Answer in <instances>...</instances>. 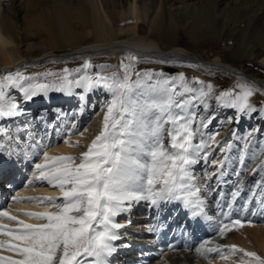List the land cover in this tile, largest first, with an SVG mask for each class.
Returning a JSON list of instances; mask_svg holds the SVG:
<instances>
[{
  "label": "bare ground",
  "instance_id": "obj_1",
  "mask_svg": "<svg viewBox=\"0 0 264 264\" xmlns=\"http://www.w3.org/2000/svg\"><path fill=\"white\" fill-rule=\"evenodd\" d=\"M182 32L196 49L183 39ZM199 48H209L213 56L204 57ZM226 51L238 58V62L248 57L257 69L264 67V0H0V91L5 103H18L22 113L16 117H0V176L12 170V175H8L13 177L11 183L30 173L41 180L40 171L34 173L29 163L23 168L18 162L19 151L25 160L40 155L42 159L34 164L35 167L45 163V154L79 157L102 130L111 94L104 88L89 90L83 84L68 87L59 82L54 72H60L63 79L67 69L70 80H73L75 69L78 79L113 76L116 61L120 60L117 64L120 72L124 73L127 66L135 79L142 71L141 61L168 67L183 63L195 71L197 80L203 81V85L193 89L186 69L182 70L184 87H178L174 99L190 101L184 114L192 121L193 143L203 140L210 145L199 153L198 162L190 166L194 176L192 184L200 190L198 196L203 201L200 207L205 211L204 217L195 216L185 225L183 221L189 207L182 200L161 201L157 205L143 200L133 202L130 210L115 217V222L122 227L116 230L119 239L113 242L116 251L109 258V264H214L210 259L228 242L248 250L255 249L263 257L264 207H259L255 218L253 213L264 191V148L259 141L264 128V108L258 109L256 103L257 95L264 94V78L225 61L221 56ZM122 57L127 62L121 61ZM88 62L90 66L85 68ZM104 62L107 64H100ZM45 67L50 71L45 79L31 75L32 79L19 80L15 84L6 79L8 75L15 79L18 74L28 77ZM205 70L213 71L216 74L213 75L225 80V84L237 78L242 84L252 85L253 95L249 102L255 111L240 113L223 102L213 104L209 109L208 93L217 82L213 75L204 74ZM38 84H47L49 88L30 101L23 99L21 86ZM208 84L212 85L211 89L205 87ZM61 88L63 91L59 90ZM201 88L205 93L203 96H200ZM241 91L243 89L236 93ZM193 95L200 99L192 101ZM212 111L214 114H209ZM216 113L218 118L226 116L222 124L231 125L230 130L223 134L218 132L220 128L213 132L203 128L205 131L196 142L198 130L203 123L204 127L206 122L211 124L217 118ZM170 130L171 125L166 124L165 147L170 143ZM3 146L10 150L9 154L1 149ZM213 146L222 154L210 158L212 166L202 171L205 176L200 180L195 176L199 173L197 166L201 160L209 159V155L205 158L204 152ZM79 162V159L75 160L76 164ZM8 176L6 181L9 182ZM1 183V189L7 187ZM27 196L60 197L61 190L36 184ZM28 201L29 204H19L18 211L7 212L26 223H43L19 210L43 212L50 208L47 202ZM228 205L232 214L239 216L236 220L241 221L240 225L226 224L220 219L219 212H224ZM138 209L145 210L138 219H146V224L129 227L131 217ZM153 211L169 221L168 227L165 222H160L163 227L156 235L164 237L181 230L192 248L190 251L171 254L151 249L155 238L147 221ZM251 218L255 220L249 225ZM257 220L260 221L258 224ZM0 222L16 227V222L2 216ZM203 226L209 233L201 232ZM134 228L140 230L132 238L130 234ZM203 234L210 238L199 245ZM0 240H11V237L0 232ZM0 255L21 258L4 248H0Z\"/></svg>",
  "mask_w": 264,
  "mask_h": 264
},
{
  "label": "snow or ice",
  "instance_id": "obj_2",
  "mask_svg": "<svg viewBox=\"0 0 264 264\" xmlns=\"http://www.w3.org/2000/svg\"><path fill=\"white\" fill-rule=\"evenodd\" d=\"M89 66L90 62L84 65ZM64 72L62 82L68 87L83 84L89 90L104 88L111 94L103 128L79 157L45 154V163L36 165L40 179L61 190L60 197L28 198L47 202L53 209L24 212L43 223H26L7 211L0 212V216L16 222V227L0 224V232L11 237L0 240V248L21 257L0 255V264H109L116 251L113 242L119 239L116 230L122 227L115 217L130 210L133 202L143 200L157 205L161 201L182 200L186 207L203 211L200 190L192 184L190 166L198 162L199 153L210 145L203 140L193 143L192 121L184 114L190 101L174 99V80L148 85V74L137 73L133 81L127 66L123 77L85 76L73 81L67 78L68 70ZM6 79L15 84L32 78L18 74L15 79L11 75ZM179 79L185 80L183 74ZM195 82L203 85V81ZM205 87L211 89L212 85ZM242 87L244 90L239 93L223 91L217 99L240 113L255 111L249 102L253 88ZM48 88L47 84L21 86L23 99L30 101ZM199 92L200 96L205 95L203 88ZM200 96L193 95L192 101ZM20 114V105L5 103L0 91V117ZM166 124L171 125L168 147L163 144ZM58 200L61 202L57 203ZM234 223L240 225L241 221ZM220 231L223 234V228ZM231 247L237 250L236 245ZM245 256L251 264H264V258L255 252H245Z\"/></svg>",
  "mask_w": 264,
  "mask_h": 264
},
{
  "label": "rangeland",
  "instance_id": "obj_3",
  "mask_svg": "<svg viewBox=\"0 0 264 264\" xmlns=\"http://www.w3.org/2000/svg\"><path fill=\"white\" fill-rule=\"evenodd\" d=\"M182 35H183V39L189 43L190 42L189 41V38L186 37V35L183 32H182ZM210 42H207V43H210ZM213 42H215V41H213ZM208 45H205V46L208 47ZM190 46L196 49V47L193 44H190ZM199 50H200V52H202L203 56L206 57V58L210 54H212V53H210V49L209 48L204 49V50H202V49L199 48ZM212 56H213V54H212ZM221 57L225 61H227V62H232V63H235L237 65H240L242 68H244L250 74H253L255 76L264 78V69H263L264 67L261 66L262 69H257V67H254L253 66V61L252 60H249L248 57L242 58V61L239 60V62H238L237 61L238 58H236L235 56H233L228 51H226L225 53H223V55ZM119 61L120 60H117L116 61V66L113 68L114 71H112V72L114 73L113 75H116L118 77H123V75L125 74V72L124 73H121L120 72L119 66L117 65L119 63ZM121 61H124L125 62L126 61V58L125 57H122L121 58ZM250 61H252V62H250ZM100 64L104 65V64H107V62L100 63ZM97 66H99V63L97 64ZM139 66H141V68H142L141 73H147L148 74V77L145 80V83L148 84V85L155 84L157 81L162 82L164 80H174V82L177 84V88H176V90H177L178 87L181 84H183V87H184V81L181 82L179 78H180L181 71L184 70V69H186L187 75H188V79H189V81L191 83L192 88L195 89V88H197L199 86V84L195 82L197 80L196 75H195V71L192 70V69H189L190 68L189 65L186 66V64H183V63H177L175 65H170L169 67H174L176 69V71L173 72V73H170V72H168V71L165 70V67H168V66H161L160 64H150L148 62L141 61L140 64H139ZM128 71L131 73L130 69ZM208 71H210V73ZM48 72H50L49 69L45 67V68H42L41 70L36 71V72H34L32 74H28V77L31 76V75H33V77H35L36 75H39L42 79H45L47 77V73ZM76 73H78V70H76V69L73 70V75H72L73 80H78L77 76L75 75ZM203 73L204 74H207L208 73L209 77H211L213 74H215L213 71L211 72V70H205ZM54 74H55V77L57 79H59V82H61L62 81L61 73L60 72H58V73L57 72H54ZM208 75H206V77H208ZM215 75H213L212 77H214L216 79L215 80L217 82L216 87L213 90L209 91L210 93H208L209 94L208 96L211 99L208 102L209 109H212V105L213 104L219 103V105H220V103H222L221 101H219L217 99V97H219V95H220L221 92H223V91H229V90L234 91V92H237V90H239V89L240 90L241 89L244 90V88L242 86H251L252 87V85H250V84H246V85L245 84H242L237 78H232L230 81H228L227 84H225V80H220ZM131 76H132V74H131ZM131 79L133 81H135L137 79V76H136L135 79L133 77H131ZM214 96H217V97H214ZM263 102H264V94L263 93H259L257 95V98H256V103H257L258 109L263 110V108H264L263 107ZM212 112H210L209 114H214V112L213 113ZM215 116L217 117V113L215 114ZM225 117L226 116H223V117H220V118L217 117L211 124H209V123L206 122L205 123V127H204V123H203L202 127L198 130L199 131V136H198L196 142H199L200 141V139L202 137V134L205 131L204 130L205 128H207L206 130L208 132H213L215 129H218V128H220V130H218V132H220V133H223L224 134L225 132H228L230 130V128H231V125H224V124H222V121L225 119ZM206 124H207V126H206ZM259 141H260V143L263 144V148H264V128H263V130L261 129V135L259 137ZM204 153H207V155H209V159L207 161L201 160L200 162H202V163L198 164V166H197L199 168V170H197L199 173H196L195 176L198 179H200V180H203L204 179V176H205V174L202 171H204L206 168L212 166V163L213 162H212V160L210 158H212V157H215L216 158V157H218V156H220L222 154V153H220V150H218L217 147H214V146L211 147L210 149H208V152H204ZM263 197H264V195H263ZM259 202H260V199H259ZM257 206L263 208L264 207V204L258 203L255 206V212L253 213V217L254 216L255 217L258 216V209H259V207H258V209H256ZM138 210L141 211V212L138 211L137 213H134L133 214V217H131V221L128 224L129 227H133L134 225H135L134 227H138V226L141 227L142 226V223L140 224V222H136V223L134 222V220H141L140 218L138 219V217H142L144 215V214H141V213H143L145 211L144 209H138ZM135 214H137V217L134 216ZM254 214H256V215H254ZM263 216H264V213H263ZM254 218L253 219L251 218V220L249 221L250 224L248 222L249 225H251V224L254 223V220H255ZM143 220H146V219H143ZM127 221H129L128 220V217H127ZM259 222L260 221H258L257 224ZM137 224H138V226H137ZM128 229L131 230V228H128ZM134 229L135 230H132V233L130 234V236L132 235V238H134L135 236H137L138 235V232L140 230V228H134ZM133 231H136V232H133ZM232 245H236L237 246V250H233L232 247H231ZM239 249H243V250L246 249V250L244 252H241V251H239ZM248 249L249 248H246V247L241 246V245H237L236 243H233V242L230 243V242H228L221 249H218L219 251L217 250L220 255L217 254V251H216V253L213 252L215 254L212 257V259H215L216 258L215 260L210 259L211 257H209V259L214 264H216L217 262H218L217 264H220V263L221 264H238V262H240V264H251L250 258H247L245 256V252H255L258 256L262 257L259 253H257V251L255 249H252V248H250V250H248ZM262 258H264V255H263Z\"/></svg>",
  "mask_w": 264,
  "mask_h": 264
},
{
  "label": "water",
  "instance_id": "obj_4",
  "mask_svg": "<svg viewBox=\"0 0 264 264\" xmlns=\"http://www.w3.org/2000/svg\"><path fill=\"white\" fill-rule=\"evenodd\" d=\"M166 70L169 72H175L176 69L174 67H166Z\"/></svg>",
  "mask_w": 264,
  "mask_h": 264
}]
</instances>
